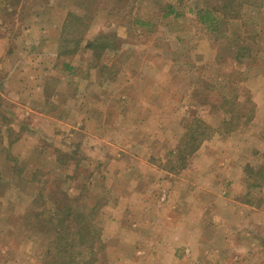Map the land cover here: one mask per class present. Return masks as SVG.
Masks as SVG:
<instances>
[{
    "label": "rangeland",
    "instance_id": "1",
    "mask_svg": "<svg viewBox=\"0 0 264 264\" xmlns=\"http://www.w3.org/2000/svg\"><path fill=\"white\" fill-rule=\"evenodd\" d=\"M15 1L0 0V91L8 50L43 52L33 59L74 127L43 130L52 152L35 125L0 126L1 150L4 136L28 142L0 159V264H264V0ZM86 118L103 127L102 160L86 152ZM74 179L82 197L58 207L97 240L77 248L74 214L58 240L67 209L50 210ZM126 187L143 196L126 216L105 210L121 225L105 234L95 220L131 200Z\"/></svg>",
    "mask_w": 264,
    "mask_h": 264
},
{
    "label": "crops",
    "instance_id": "2",
    "mask_svg": "<svg viewBox=\"0 0 264 264\" xmlns=\"http://www.w3.org/2000/svg\"><path fill=\"white\" fill-rule=\"evenodd\" d=\"M32 37L33 35H36L37 41L32 42L36 45H40L41 42L40 39L44 38V31L42 30V27L40 25H36L29 30V35ZM53 40H49L46 45L54 44L52 43ZM31 45H23V47H20L22 50L31 51ZM18 46L14 47L11 51L6 52V61L8 63V60L13 63V66H9L7 68V63L4 65V73H5V80H3L4 84L1 86L3 88L0 91V98H3L2 100H7L9 102L10 107H5L4 105H0V116L1 119V125H6L8 130L14 129L18 131H22L25 126L32 128L33 125L36 126V129L38 130V133L40 134L39 139L42 140L44 143L46 142V149L49 151H55L58 148V144L54 142L52 139H50L49 136L43 135V130H51V128H54V132L58 133L59 128L63 129L65 127H74V123L70 124L67 122L66 118L62 117L63 113L60 111V107L55 103L56 100V91L50 92L46 89V81H44L45 74L47 72L44 71V65H37L38 59H33L37 56L40 57V55L44 54L43 52H34V54L28 62H23V58L18 54L21 53V51H17ZM19 49V48H18ZM33 52V51H32ZM25 53V52H24ZM38 53V54H37ZM55 51L52 52V55H55ZM26 55V54H25ZM27 63V64H26ZM57 68L54 64V66L50 65L48 68ZM0 65V69H1ZM49 71V70H48ZM51 74V73H50ZM61 101V100H60ZM5 103V101H4ZM55 103V104H54ZM72 111H74V108H71ZM87 110V109H86ZM91 111V108H90ZM97 111L95 108H93V112ZM98 113L104 112V111H97ZM28 117V118H27ZM4 118V119H3ZM35 118V122L27 121L28 119ZM87 124H91L92 120L90 118H86ZM49 123L51 125H49ZM93 123V122H92ZM93 129H91L90 134V140L91 143L90 146L86 149V152L88 153V156H95L96 159L102 160L105 156V154L108 152V148H104L103 144L100 146L101 142L103 141V127L100 123H96L94 121L93 123ZM59 127V128H58ZM88 128V127H87ZM97 128H99L97 130ZM95 131V133H92ZM9 136V134H8ZM22 137V136H21ZM16 138L11 139L10 137H5L4 140L5 143H2L4 146H6L5 150L0 149V159L7 160V151L9 147L11 148L12 145H26L28 142H25V138ZM17 143H16V142ZM25 143V144H24ZM54 157V160H56V152L52 154ZM63 174V173H62ZM60 174V176L62 175ZM121 187V186H120ZM119 187V188H120ZM122 193L125 194L126 188H122ZM60 190V189H58ZM57 190V191H58ZM142 192L137 187H130L126 191V194L128 195L129 199H124L121 194L120 201L118 204L115 203H108L105 209H101L108 211H114V207L118 205V209L122 210L123 216L127 215V212H130L131 208V201L132 198L134 199L137 197L138 201H140V198L143 196L141 194ZM83 194V186L82 184L77 180L74 179L69 187V189L65 192V196H67L70 199H78L82 197ZM113 193L111 194V196ZM110 196V200H111ZM140 196V197H139ZM133 199V200H134ZM101 211L100 214L97 216V220L99 225L102 224V227H104V233L108 234L109 230L114 228L115 225L121 227V225L118 223V221H114L113 219L117 216H110V214H107L106 211L103 213L104 217L101 219ZM135 215L137 213L135 212ZM123 218V217H122ZM139 223V222H138ZM126 225V222H125ZM130 225H133L131 222Z\"/></svg>",
    "mask_w": 264,
    "mask_h": 264
},
{
    "label": "trees",
    "instance_id": "3",
    "mask_svg": "<svg viewBox=\"0 0 264 264\" xmlns=\"http://www.w3.org/2000/svg\"><path fill=\"white\" fill-rule=\"evenodd\" d=\"M14 2H16V1L14 0ZM171 12H172L171 10H168L167 14H170ZM225 130H233V128H228V129H225ZM186 136H187V134H185L184 138ZM68 199H67V197L64 194L59 199H57V202L53 203L54 204V208L53 209L50 208V210L52 211V214L53 215H58V214L62 213V210L67 209V214L65 213L66 215H63V214L62 215H59L60 221H59L58 224L64 229V231H62L60 229V232L58 233V240H68L67 230H69L71 228H69L70 225H65L66 224L65 221L67 220V221L70 222V219H71V217L74 214V218H73L74 219V239L73 238L70 239V244L71 245L74 244V247L75 248L82 247L83 246L82 245V242L84 244H88V243L89 244H91V243L92 244H96V241H97L96 238H95L96 237V231H94L95 229H94V227H92L90 225V223L84 221V217H82V215H83L82 213L77 212L75 209H74V213H73V209L71 210L70 209V206L67 205V204H61L58 207V205L60 203H66V202L70 201ZM50 210L48 211V213L50 212ZM36 216H38V217H36ZM35 217L36 218H40L39 213H35ZM79 221H80V223H78ZM82 222L85 223V226H84L85 228L84 229H87L88 230V234L86 236H81V234H80V228H82V225H83ZM58 224H56V226L60 228V226ZM88 226L92 229L91 236H90L91 231H90V229L87 228ZM89 252H90V254L93 253L91 251H89ZM92 257L93 256H90V257H83V256H81V257L78 258V255L74 254V255H71L70 257H58V260L61 261V260H66L68 258L70 260L69 262H72L74 260V262H76V263L79 264V261L80 260H83V261H80V262H83V264H91L93 262V258ZM60 263H62V262H60Z\"/></svg>",
    "mask_w": 264,
    "mask_h": 264
}]
</instances>
